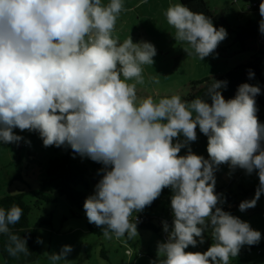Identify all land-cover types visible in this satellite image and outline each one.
<instances>
[{
    "label": "clouds",
    "instance_id": "obj_1",
    "mask_svg": "<svg viewBox=\"0 0 264 264\" xmlns=\"http://www.w3.org/2000/svg\"><path fill=\"white\" fill-rule=\"evenodd\" d=\"M127 11L123 0H0V142L22 141L16 128L38 132L45 147L70 146L102 164L84 209L90 223L105 226L106 240H134L133 212L171 188L173 226L163 223L168 239L158 244V264H230L243 245L261 240V232L218 206L224 201L215 192V171L229 164L249 175L258 172L255 197L242 201L240 211L254 208L264 194V125L255 99L261 88L244 83L235 98L225 99L220 90L228 82L212 78L205 94L211 103L175 94L138 96L137 85L145 84L142 66L153 65L157 50L150 42L134 43L130 36L121 43L113 35ZM259 12L264 17V2ZM164 15L188 56L204 60L227 36L182 3ZM259 30L264 33V19ZM149 82L158 85L159 76ZM197 126L208 137L209 159L190 147L179 155L196 141ZM181 134L185 139L174 143ZM22 215L17 204L0 207V234L17 259L31 254L27 239L11 228ZM209 229L214 243L207 251H185L203 244ZM72 251L65 245L49 259L66 261Z\"/></svg>",
    "mask_w": 264,
    "mask_h": 264
},
{
    "label": "rangeland",
    "instance_id": "obj_2",
    "mask_svg": "<svg viewBox=\"0 0 264 264\" xmlns=\"http://www.w3.org/2000/svg\"><path fill=\"white\" fill-rule=\"evenodd\" d=\"M206 2L213 10L211 19L213 25L217 30L223 27L227 36L212 54L200 60L198 57L188 56L184 50L185 45L177 42L174 37L175 29L167 24L164 12L171 4L180 3V0H123L125 8L131 11L120 14L113 35L118 37L121 43L130 36L134 43L150 42L157 50L156 56L153 57V65L142 66L145 84L137 85L138 96L152 95L158 99L157 93L160 97L175 94L190 102L193 100L189 96L191 81L225 73L250 59L253 50L239 51L233 45L236 37L235 30L239 24L259 23L261 19H264L259 11L249 9L253 7L252 3L260 4L264 0H206ZM102 3L106 5L109 0H102ZM220 13L224 16L223 20L216 18V15ZM222 47H225V50ZM153 76H159L158 85L149 82V78ZM133 82L129 81V83ZM13 131L24 139L19 143L0 142V197L37 189L40 178L45 175L48 159L62 153L66 148L61 146L59 147L61 149L56 151L58 148L56 146L45 147L38 132L21 131L19 128ZM196 131V141L182 148L179 155H186L190 147L193 153L209 159L208 137L200 132L199 126ZM177 139L183 141L185 138L181 134L178 138H174L173 142H177ZM81 159L91 166L97 163L88 157H81ZM98 164L92 170L88 186L78 187L85 193L86 198L94 194L95 185L102 178V174L98 173L103 165ZM217 169L215 187H220L228 180L237 177L236 182H241L252 189L247 200L255 197L259 185L257 171L249 175L244 169H240L242 176H237L238 173L231 169L229 164H221ZM27 198L33 205H39V207H32L30 226L31 229L36 228L34 232L36 240L38 237L43 240V243H38L42 250V258L30 264H53L49 259V254L59 253L65 245H71L73 251L68 254L66 261H57L55 264H153V262L158 264L161 259L158 256V244L166 242L167 239L164 235L163 224L160 226L158 219H155V223L160 227L159 231L141 229L137 225L138 236L134 240L129 241L126 237L116 239L114 236L111 240H106L103 235L93 234L87 230L86 213L71 206L65 197L61 196L56 203L37 202L30 196ZM239 205L234 208L233 215L248 222L254 230L260 231L263 235L264 194L261 195L254 208L240 211ZM145 209H148V213L160 217L161 222L164 223L162 204L154 206L153 211H150L149 206ZM72 211L80 215H73ZM44 219H49L51 226H37V223ZM208 234L209 230L205 231L203 244L198 243L196 247L189 246L185 251L205 252V248H209L214 243L212 239L206 237ZM261 243L258 242V244ZM243 246L249 247L250 245ZM256 248L254 247L253 250ZM259 248L264 250V243ZM253 250L245 252L244 256L254 255ZM232 260L234 259L230 257V264H241L240 259ZM0 264H5L1 253Z\"/></svg>",
    "mask_w": 264,
    "mask_h": 264
},
{
    "label": "trees",
    "instance_id": "obj_3",
    "mask_svg": "<svg viewBox=\"0 0 264 264\" xmlns=\"http://www.w3.org/2000/svg\"><path fill=\"white\" fill-rule=\"evenodd\" d=\"M180 3L195 13H203L206 17L210 19L213 18V10L210 8L206 0H180ZM249 9L257 10L250 7ZM223 17L222 13L216 15V18H220V20H223ZM235 32L236 37L233 40V45H235L238 48L236 50L239 51L253 50L250 59L225 73L191 81L189 96L192 99L201 97L208 103H211L210 98L205 94L208 85L213 82L212 78L217 81L228 82L227 87L220 90L225 99L235 98L238 87L244 83L254 86L258 85L261 88V93L255 97L257 107L256 115L259 123L264 125V33L260 32L258 22L249 23L247 25L239 24L237 25ZM222 49L225 50V47H222ZM249 70L255 73L254 77L249 76ZM261 146L264 148V140L261 141ZM60 149L61 148H57L56 151H59ZM98 165V163H94L92 166L87 164L77 153H74L69 146L64 148L62 153L53 155L48 159L45 175L40 178L37 189L0 197V207L7 209L10 208L12 204H17L23 209V215L20 222L11 226V228L14 233L27 239V247L31 253L27 257L21 254L18 259L11 257L6 251L7 236L0 234V253L5 264H30L42 258L41 247L36 242L37 240L35 238L34 232L36 231V228L31 229L30 226V213L32 207H39V205H33L27 197L30 196L37 202L56 203L62 196L66 198L71 206L75 207L77 210L85 212L84 203L87 198L85 193L82 190H79L78 187L88 186L89 177L92 176V170ZM240 176H242V172ZM236 181L237 177H234L230 179L228 183L226 182V184L220 187H215L216 194L221 195V200L224 201L218 206L222 207L224 211L230 212L232 215L234 214V208L240 204V202L247 200L252 192L251 188ZM172 195L173 192L171 188H164L161 195L153 201L149 208L151 209L158 204H162L164 213L163 217H168L170 210H172ZM72 214L80 215L73 211ZM135 214L142 215L143 219L141 221H136L133 217ZM131 219L141 229L159 231L160 227L155 223V219H158L160 222L159 225L162 226L160 217L148 214L146 209H143L140 212H133ZM40 225L51 226V221L49 219H44L42 222L39 221L37 223V226ZM104 227L105 226H97L94 223H90L86 215V228L90 233L101 236L103 235ZM210 232L211 230L209 229V234L206 235V237L212 239ZM259 246L260 245H252L250 248H259ZM242 248L243 247H241L240 250H242ZM253 262L256 263V261Z\"/></svg>",
    "mask_w": 264,
    "mask_h": 264
},
{
    "label": "crops",
    "instance_id": "obj_4",
    "mask_svg": "<svg viewBox=\"0 0 264 264\" xmlns=\"http://www.w3.org/2000/svg\"><path fill=\"white\" fill-rule=\"evenodd\" d=\"M217 171H218V169H217ZM229 181L230 180H228L227 183ZM146 210H148V209H146ZM150 211H153V209L151 208ZM148 214H150V213H148ZM151 214H153V213H151ZM154 216H156V215H154ZM156 217H158V216H156ZM261 236L262 237H261L260 242H262L261 244H263L264 243V233ZM257 244H254V245H257ZM261 244H258V245H261ZM251 246L252 245H250L249 247L242 246L243 248H242V250H240V252H239L240 254H238V257L237 258L236 257H232V259H234L232 261H236L237 259H240L241 260V262H240L241 264H248L250 261H256L257 264H264V250H262V253L261 254H258L256 252V250H253V248H250ZM205 249L208 250V248H205ZM246 249H248V250H246ZM250 249L253 250L255 254L254 255L253 254L252 255H248V256L245 257L244 256L245 255L244 253L250 251Z\"/></svg>",
    "mask_w": 264,
    "mask_h": 264
},
{
    "label": "built area",
    "instance_id": "obj_5",
    "mask_svg": "<svg viewBox=\"0 0 264 264\" xmlns=\"http://www.w3.org/2000/svg\"><path fill=\"white\" fill-rule=\"evenodd\" d=\"M259 5H260L259 3L254 2V3H252V6H253L252 8H255V9L259 10ZM235 171L238 173L239 176L241 175L240 168H236ZM133 217H134V219L136 221H141L143 219V216L140 215V214H135V215H133ZM173 220H174V215H173L172 210H170L168 217H166L164 219V221H167L169 226H170V228H171L173 226ZM162 221H163V219H162ZM161 224H163V222H161ZM164 235H165L166 239H168V233H164ZM256 252L261 254L262 253V249L261 248H257ZM248 264H256V263L253 262V261H250Z\"/></svg>",
    "mask_w": 264,
    "mask_h": 264
}]
</instances>
